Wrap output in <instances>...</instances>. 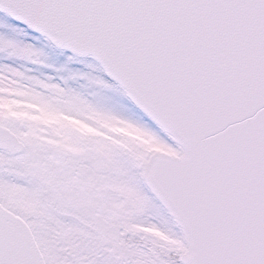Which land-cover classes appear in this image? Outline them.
Segmentation results:
<instances>
[{"label": "snow or ice", "instance_id": "snow-or-ice-1", "mask_svg": "<svg viewBox=\"0 0 264 264\" xmlns=\"http://www.w3.org/2000/svg\"><path fill=\"white\" fill-rule=\"evenodd\" d=\"M0 12V264H264V0ZM40 42L71 55L53 67Z\"/></svg>", "mask_w": 264, "mask_h": 264}, {"label": "rangeland", "instance_id": "rangeland-1", "mask_svg": "<svg viewBox=\"0 0 264 264\" xmlns=\"http://www.w3.org/2000/svg\"><path fill=\"white\" fill-rule=\"evenodd\" d=\"M0 21H9V20H6L3 15H0ZM8 23L15 25V23H13L12 21H9ZM0 34L11 35L10 32H8L6 29H3V28H0ZM25 42H31V41H25ZM36 46L43 49V51L48 56V63L53 65V67L58 68L61 65H64L66 63L67 56L70 55L68 53L58 51L55 48L50 47L48 45L46 46L45 42L37 43ZM0 60L3 61L2 63H7V64L13 63L12 61H9V60H4V59H0ZM88 62H90V61H88ZM29 67H31V66L29 65ZM68 67L73 69V70H80L82 72H89L90 71L88 68L84 67L83 64H79V63L68 65ZM41 71L45 72L46 74H53L50 69H41ZM94 74L102 75V73H94ZM84 83H85V81H79L77 83L76 87H78L79 84H84ZM107 95L112 96L114 101H116L117 103H121V104L131 106L130 102L126 98L120 97V96L116 95L115 93H107ZM12 109H13V106H11V105H5L4 106V110L10 114L17 115V116L23 115V113L13 112ZM58 114L59 113L54 114V115H50V114H46V113H41L40 119L43 120V122H47L48 118H52L53 120L56 119L57 123H59V125L57 127H52L49 124L45 125V126L50 128L57 136H59L62 139L66 138V133H68L70 130H74L75 126H76L75 131H77V128L89 129V130H91L92 133H88V135H98L99 134L96 131V129L89 127L87 124L79 125V124H77V122H74V121L66 122L65 120H62ZM60 115L64 116L61 113H60ZM84 119H94V118L92 116L86 115L84 117ZM101 126L102 127H108L109 131H111L115 135H119V136H131L134 134L132 131H130L129 129H126V128H121V127H116V126H106V125H101Z\"/></svg>", "mask_w": 264, "mask_h": 264}]
</instances>
